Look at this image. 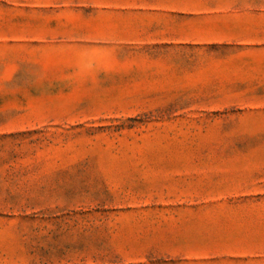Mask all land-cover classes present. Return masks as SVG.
<instances>
[{
  "label": "rangeland",
  "instance_id": "1",
  "mask_svg": "<svg viewBox=\"0 0 264 264\" xmlns=\"http://www.w3.org/2000/svg\"><path fill=\"white\" fill-rule=\"evenodd\" d=\"M0 264H264V0H0Z\"/></svg>",
  "mask_w": 264,
  "mask_h": 264
}]
</instances>
